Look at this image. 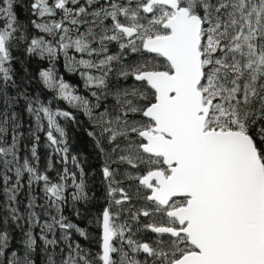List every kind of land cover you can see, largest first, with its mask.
Masks as SVG:
<instances>
[{"label": "snow or ice", "instance_id": "snow-or-ice-1", "mask_svg": "<svg viewBox=\"0 0 264 264\" xmlns=\"http://www.w3.org/2000/svg\"><path fill=\"white\" fill-rule=\"evenodd\" d=\"M0 264H264V0H0Z\"/></svg>", "mask_w": 264, "mask_h": 264}]
</instances>
